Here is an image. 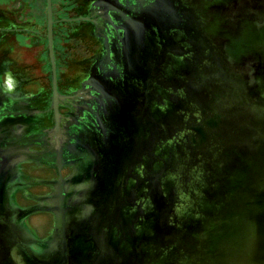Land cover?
<instances>
[{
  "label": "water",
  "instance_id": "1",
  "mask_svg": "<svg viewBox=\"0 0 264 264\" xmlns=\"http://www.w3.org/2000/svg\"><path fill=\"white\" fill-rule=\"evenodd\" d=\"M0 264H264V0H0Z\"/></svg>",
  "mask_w": 264,
  "mask_h": 264
},
{
  "label": "clouds",
  "instance_id": "2",
  "mask_svg": "<svg viewBox=\"0 0 264 264\" xmlns=\"http://www.w3.org/2000/svg\"><path fill=\"white\" fill-rule=\"evenodd\" d=\"M16 81L11 72L5 73L4 91L7 93H13L16 90Z\"/></svg>",
  "mask_w": 264,
  "mask_h": 264
}]
</instances>
